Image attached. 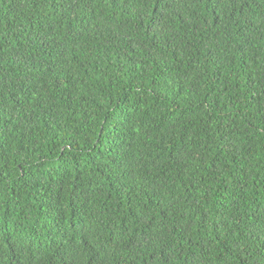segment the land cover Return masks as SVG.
Wrapping results in <instances>:
<instances>
[{"label": "trees", "instance_id": "obj_1", "mask_svg": "<svg viewBox=\"0 0 264 264\" xmlns=\"http://www.w3.org/2000/svg\"><path fill=\"white\" fill-rule=\"evenodd\" d=\"M0 264H264V0H0Z\"/></svg>", "mask_w": 264, "mask_h": 264}]
</instances>
